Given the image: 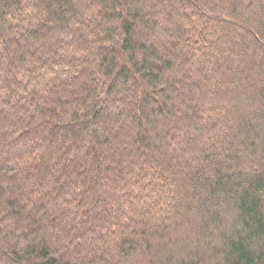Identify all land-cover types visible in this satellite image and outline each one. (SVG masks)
Instances as JSON below:
<instances>
[{
	"label": "trees",
	"instance_id": "trees-1",
	"mask_svg": "<svg viewBox=\"0 0 264 264\" xmlns=\"http://www.w3.org/2000/svg\"><path fill=\"white\" fill-rule=\"evenodd\" d=\"M0 264H264V0H0Z\"/></svg>",
	"mask_w": 264,
	"mask_h": 264
}]
</instances>
